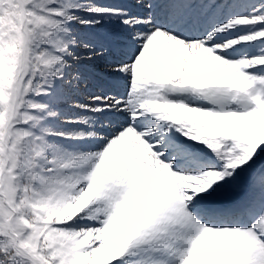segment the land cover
Wrapping results in <instances>:
<instances>
[{"label": "snow or ice", "instance_id": "6c2138e0", "mask_svg": "<svg viewBox=\"0 0 264 264\" xmlns=\"http://www.w3.org/2000/svg\"><path fill=\"white\" fill-rule=\"evenodd\" d=\"M0 264H264V0H0Z\"/></svg>", "mask_w": 264, "mask_h": 264}]
</instances>
